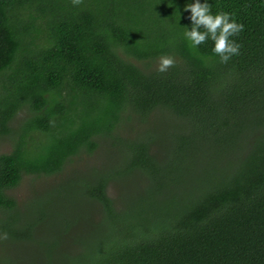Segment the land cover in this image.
I'll list each match as a JSON object with an SVG mask.
<instances>
[{
    "label": "trees",
    "instance_id": "1",
    "mask_svg": "<svg viewBox=\"0 0 264 264\" xmlns=\"http://www.w3.org/2000/svg\"><path fill=\"white\" fill-rule=\"evenodd\" d=\"M191 2L0 0V264H264V0L225 62Z\"/></svg>",
    "mask_w": 264,
    "mask_h": 264
},
{
    "label": "clouds",
    "instance_id": "2",
    "mask_svg": "<svg viewBox=\"0 0 264 264\" xmlns=\"http://www.w3.org/2000/svg\"><path fill=\"white\" fill-rule=\"evenodd\" d=\"M190 9L191 28L186 27L183 36L192 47L203 43L206 39L213 41L211 51L218 54L219 60L225 62L230 56L239 52L240 44L232 39L243 29V24L239 23L234 14L227 11H211V4L208 0H193L185 3L184 10ZM201 25L203 28H201ZM174 63L170 55H162L159 58V71H165L168 66Z\"/></svg>",
    "mask_w": 264,
    "mask_h": 264
},
{
    "label": "rangeland",
    "instance_id": "3",
    "mask_svg": "<svg viewBox=\"0 0 264 264\" xmlns=\"http://www.w3.org/2000/svg\"><path fill=\"white\" fill-rule=\"evenodd\" d=\"M12 150V144L9 137H4L0 139V154L1 153H8ZM95 161L94 158H86L84 161H81V167H85L88 164H91ZM47 179L45 178H33L29 176H24L21 184L18 185L15 189L11 191L12 194L16 195L17 199L22 202L26 200L29 196L30 192V199L31 200L35 192L42 187H39V184L45 185V181ZM23 203V202H22ZM10 247L13 250H16L17 256L16 264H36L35 260V254L37 253V247L35 245V242L31 241H17V244H13L12 242L8 241ZM45 257L43 256V261L45 262ZM47 264V263H43Z\"/></svg>",
    "mask_w": 264,
    "mask_h": 264
}]
</instances>
